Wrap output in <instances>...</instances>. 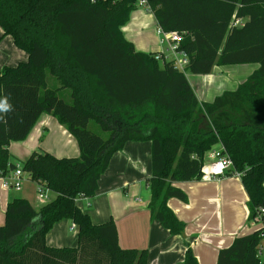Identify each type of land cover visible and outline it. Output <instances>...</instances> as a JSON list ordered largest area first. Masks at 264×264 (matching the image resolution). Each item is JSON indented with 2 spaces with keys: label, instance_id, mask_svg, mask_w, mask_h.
Returning a JSON list of instances; mask_svg holds the SVG:
<instances>
[{
  "label": "trees",
  "instance_id": "1",
  "mask_svg": "<svg viewBox=\"0 0 264 264\" xmlns=\"http://www.w3.org/2000/svg\"><path fill=\"white\" fill-rule=\"evenodd\" d=\"M165 31H187L180 44L186 72L206 75L216 65L258 63L235 90L201 102L186 73L128 40L122 27L138 0H0L3 35L28 53L0 71V174L17 169L9 150L39 117L57 118L78 142L77 157L35 151L23 172L54 195L40 207L14 197L0 224V264H148L147 250L123 248L115 223L96 224L78 201L92 198L112 156L128 142L152 143L149 207L173 235L185 221L168 200L188 201L174 183L200 179L215 146L233 160L249 197L250 219L264 207V0H148ZM236 19L242 22L235 25ZM162 61V64H160ZM58 82L49 87L48 75ZM68 90L72 101L60 93ZM95 121L107 134L89 128ZM78 230L75 246L54 247L47 234L60 220ZM262 225L222 248L217 264H264ZM185 264H199L188 246Z\"/></svg>",
  "mask_w": 264,
  "mask_h": 264
},
{
  "label": "crops",
  "instance_id": "2",
  "mask_svg": "<svg viewBox=\"0 0 264 264\" xmlns=\"http://www.w3.org/2000/svg\"><path fill=\"white\" fill-rule=\"evenodd\" d=\"M157 25L155 15L139 7L132 12L131 20L122 27V31L137 50L157 52L161 50ZM2 35L3 29L0 27V71L4 66H16L28 59V53L15 45L12 36L1 38ZM237 65L247 68L230 69ZM258 67V63L223 65L224 69L221 67L217 71L231 75L226 76L229 86L226 90H235ZM200 86L192 85L199 100ZM214 97L200 101H212ZM3 119L4 109L0 108V121ZM9 150L13 159L23 152L25 160L35 151H47L59 158L77 157L80 154L75 137L56 117L48 113L39 117L25 140L12 141ZM151 150V141L128 142L112 156L109 167L99 179L95 196L78 201L96 224L110 220L115 223L121 247L147 250L148 264H185L186 251L190 246L199 264H217L220 249L230 246L235 238L251 234L261 227V221L250 219L249 197L243 183L235 189L229 185L223 186L231 176L227 175L213 180L216 188H209L208 183L200 182L199 179L174 183L189 197L188 202L178 198L168 200V206L186 223L184 234H171L153 217L149 207L151 191L147 179L153 171ZM209 152L205 158H209ZM37 187L36 181L25 177L20 190L7 188L0 177V213L6 211L7 203L12 198L20 197L19 193L34 206L40 207L42 204L37 197ZM145 187L149 193L146 201H142L137 196ZM54 195L52 193L51 197ZM4 221L5 217L0 224ZM72 229L73 234L78 236L77 226L71 220L58 221L47 235L48 244L54 247L75 246L77 241L69 238ZM260 255L264 262V237Z\"/></svg>",
  "mask_w": 264,
  "mask_h": 264
},
{
  "label": "built area",
  "instance_id": "3",
  "mask_svg": "<svg viewBox=\"0 0 264 264\" xmlns=\"http://www.w3.org/2000/svg\"><path fill=\"white\" fill-rule=\"evenodd\" d=\"M140 8L145 9L147 12L152 13L151 6L148 0H138L137 4ZM242 22L241 19H236L234 24L238 25ZM156 32L159 38V43L166 44L167 48L157 51L155 54L156 59H162L163 57L167 61H173L174 67L180 71L187 73L186 68L189 64L188 54L180 49L181 42L185 39L188 32L187 31H165L162 27L157 25ZM206 168H204L205 173L208 179L218 180L227 175H231L236 178H241L244 172L235 169L233 160L231 157L222 151L221 147H213L209 152V160L206 162ZM2 183L7 188H15L20 190L24 181V172L21 165L17 166V169L10 172L8 175H1ZM52 192L45 184L38 183L37 187V197L39 202L43 205L51 200ZM88 198L82 196L81 198ZM80 198V199H81ZM264 216V207L260 208V212L257 215V221H261Z\"/></svg>",
  "mask_w": 264,
  "mask_h": 264
},
{
  "label": "rangeland",
  "instance_id": "4",
  "mask_svg": "<svg viewBox=\"0 0 264 264\" xmlns=\"http://www.w3.org/2000/svg\"><path fill=\"white\" fill-rule=\"evenodd\" d=\"M158 40V38H157ZM161 47H163V49H166L167 48V45L166 44H161ZM160 64H162V61H160ZM224 69L223 66H219V65H216L213 69V72L211 73V75H202L200 76L201 74H192V73H189L187 72L186 75L188 76L189 78V81L190 83L195 87L196 85L200 84L201 89H199L198 91V94H199V97L201 98L200 100L203 101L204 98L208 99V98H212L214 97L215 95H219L221 94L224 90L228 89V84L227 83V77L226 76H229L231 77V75L229 74H226L225 72H219L217 70L219 69ZM243 68H247V67H244L242 65H237L236 67H233L230 68L232 70H244ZM236 77H239L237 74H234ZM48 82H49V87L51 88H56L59 84L57 82V80L55 79L54 76L52 75H48ZM202 95H204V97H202ZM60 96L62 98H64V100H66L67 102H71L72 101V97H71V94L68 90H64L63 92L60 93ZM89 128L99 134V135H102V136H106L107 134L101 129V126L96 123L95 121H91V123L89 124ZM19 155L20 156H15L13 161L17 164H20L22 165V161L25 160V154L23 152H19ZM207 160H209L208 157L205 158L204 160V168L205 165L207 164ZM207 173H205V176L203 175L199 181L200 182H203V183H208L209 185V188L210 187H215V182L211 179H208L207 176H206ZM24 177H28V174L25 173L24 174ZM229 180H226L225 183H223V186H226V185H229V187H231V189H235L237 188L239 185L241 186L242 184V181L240 178H236V177H228ZM216 188V187H215ZM219 191V190H218ZM148 191L146 189V187L144 188L143 191H140L138 193V196L137 197H140L142 199V201H146L147 197H148ZM20 197L22 195V193H19L18 194ZM188 195V193H187ZM189 197V196H188ZM188 202V201H187ZM5 217V212H1L0 213V222L3 221ZM75 229V228H74ZM74 229H72V231L70 232V236L69 238L72 239V240H75L77 241V235L76 234H73L74 232ZM48 235V234H47ZM74 241V242H75Z\"/></svg>",
  "mask_w": 264,
  "mask_h": 264
}]
</instances>
